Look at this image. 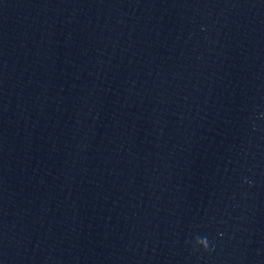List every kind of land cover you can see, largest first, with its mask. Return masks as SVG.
Masks as SVG:
<instances>
[{
    "label": "clouds",
    "instance_id": "9594fccd",
    "mask_svg": "<svg viewBox=\"0 0 264 264\" xmlns=\"http://www.w3.org/2000/svg\"><path fill=\"white\" fill-rule=\"evenodd\" d=\"M196 245L202 248L204 251H209V241L207 237H197Z\"/></svg>",
    "mask_w": 264,
    "mask_h": 264
}]
</instances>
